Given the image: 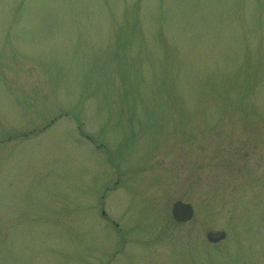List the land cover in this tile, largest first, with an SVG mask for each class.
I'll return each instance as SVG.
<instances>
[{
	"label": "rangeland",
	"instance_id": "rangeland-1",
	"mask_svg": "<svg viewBox=\"0 0 264 264\" xmlns=\"http://www.w3.org/2000/svg\"><path fill=\"white\" fill-rule=\"evenodd\" d=\"M0 264H264V0H0Z\"/></svg>",
	"mask_w": 264,
	"mask_h": 264
},
{
	"label": "water",
	"instance_id": "water-1",
	"mask_svg": "<svg viewBox=\"0 0 264 264\" xmlns=\"http://www.w3.org/2000/svg\"><path fill=\"white\" fill-rule=\"evenodd\" d=\"M172 212L174 219L180 222H185L186 220H189L193 216V211L191 206L185 203L183 204L182 202H177L176 204H174ZM224 237H225L224 233H220L215 237L212 234H209V240L215 242L222 240Z\"/></svg>",
	"mask_w": 264,
	"mask_h": 264
}]
</instances>
